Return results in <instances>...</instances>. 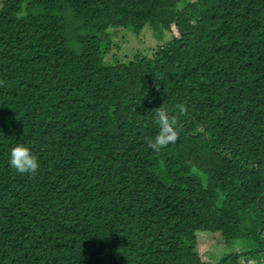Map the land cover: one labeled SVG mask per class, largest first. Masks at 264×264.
I'll return each mask as SVG.
<instances>
[{
    "label": "trees",
    "instance_id": "obj_1",
    "mask_svg": "<svg viewBox=\"0 0 264 264\" xmlns=\"http://www.w3.org/2000/svg\"><path fill=\"white\" fill-rule=\"evenodd\" d=\"M0 264H264V0H3Z\"/></svg>",
    "mask_w": 264,
    "mask_h": 264
},
{
    "label": "clouds",
    "instance_id": "obj_2",
    "mask_svg": "<svg viewBox=\"0 0 264 264\" xmlns=\"http://www.w3.org/2000/svg\"><path fill=\"white\" fill-rule=\"evenodd\" d=\"M176 112L183 114L185 106L183 104L176 105ZM149 115L156 132L146 141L147 146L153 151H158L162 147L174 143L178 135L177 116L167 112L165 106L153 109ZM7 161L9 167L19 174L32 175L39 167L38 159L30 147L19 142L9 148Z\"/></svg>",
    "mask_w": 264,
    "mask_h": 264
},
{
    "label": "rangeland",
    "instance_id": "obj_3",
    "mask_svg": "<svg viewBox=\"0 0 264 264\" xmlns=\"http://www.w3.org/2000/svg\"><path fill=\"white\" fill-rule=\"evenodd\" d=\"M3 0H0V5ZM145 28L143 32L138 35L127 34L124 38L122 35H114L112 37L113 42L120 44V47L111 46L108 50V54L105 56V60L108 62L113 61L115 58H119V61L127 60L132 57L136 51H141L144 54L152 56L156 48L164 42L157 41L150 30ZM170 39V35L165 37V40Z\"/></svg>",
    "mask_w": 264,
    "mask_h": 264
}]
</instances>
